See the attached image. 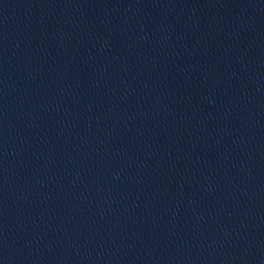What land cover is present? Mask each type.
<instances>
[{"label": "water", "instance_id": "obj_1", "mask_svg": "<svg viewBox=\"0 0 264 264\" xmlns=\"http://www.w3.org/2000/svg\"><path fill=\"white\" fill-rule=\"evenodd\" d=\"M0 264H264V0H0Z\"/></svg>", "mask_w": 264, "mask_h": 264}]
</instances>
